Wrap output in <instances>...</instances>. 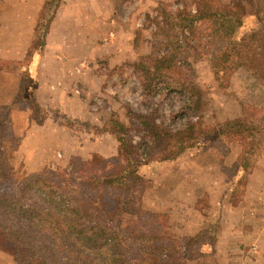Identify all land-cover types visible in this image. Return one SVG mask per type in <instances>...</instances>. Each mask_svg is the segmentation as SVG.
Listing matches in <instances>:
<instances>
[{
  "label": "trees",
  "instance_id": "1",
  "mask_svg": "<svg viewBox=\"0 0 264 264\" xmlns=\"http://www.w3.org/2000/svg\"><path fill=\"white\" fill-rule=\"evenodd\" d=\"M62 1L45 0L29 61L0 60V71L21 74L14 104L26 101L38 126L48 120V112L38 102L33 72ZM193 1L195 11L188 4L175 11L167 3L158 6L155 36L163 42L134 66L147 96L160 90L191 95L195 70L181 56L197 50L189 43L204 29L224 42L214 60L218 79L230 66L264 77V0ZM245 2L251 4L249 13ZM239 107L233 117L213 124L200 117L181 129L158 122L155 111L138 114L128 109V123L114 115L104 129L120 144L119 157H72L66 167L24 175L17 156L21 139L12 128L13 105H0V250L10 252L15 264H187L201 253L198 240L171 237L166 216L142 209L148 189L142 170L150 161L172 163L192 150L214 148V180L225 182L223 201L240 200L248 176L264 158V107L251 96ZM131 130L140 134L139 144H133ZM233 140L242 148L238 158L226 147ZM214 219L222 224L221 213Z\"/></svg>",
  "mask_w": 264,
  "mask_h": 264
},
{
  "label": "rangeland",
  "instance_id": "2",
  "mask_svg": "<svg viewBox=\"0 0 264 264\" xmlns=\"http://www.w3.org/2000/svg\"><path fill=\"white\" fill-rule=\"evenodd\" d=\"M9 1L17 2V6H19L26 0H3V6L0 8V29L2 28L4 32V48L10 45L17 47L22 37L18 31L11 32L7 26L2 25L1 16L13 6ZM109 1H112V4L108 3L106 9L108 14H112L110 20H115L113 26L117 31L103 24L100 31L104 32L101 37L99 36L103 40L96 41L97 35L94 32L99 30V27L98 21L93 20L90 22L91 29L89 31V33L91 32L89 35L91 42L80 41L81 33H74L73 36L76 37V40L73 41L72 48L68 50L70 61L77 74L79 68H84L83 71L86 74L89 72L94 79L96 76L97 80H100V84H93L94 90L97 91L90 101L91 109L93 113H97L98 121L91 123L72 120L58 110L44 108L48 112V120L45 124L49 121L51 124H56L53 126L74 131L80 145H88L99 137V146L94 150L87 147L86 151L89 156L72 155L65 158L60 155L63 151L57 144L48 146L46 143L42 144L43 140L41 139L37 143L38 139H36L30 146H26L25 151H20L19 148L17 152L18 164L24 175L66 167L72 157H81L86 161L119 157L121 154L120 144L115 136L105 133L104 129L114 115H117L119 120L128 123L126 118L128 109L138 114L155 111L158 122H163L171 129H181L190 121L197 122L200 117L208 124H213L219 118L233 117L240 112L239 102L247 100L249 96L255 104L264 107V77L258 76L259 74L258 77L256 74L255 77H252L253 73L248 69H234L232 66L223 70L219 79L214 75V60L218 51L224 47V42L215 40L207 29L198 34L199 39L189 43L192 48L197 50H190V54L183 52L181 56L182 62L184 58L188 59L195 70L194 83L192 87L190 86L191 95L186 92L167 95L165 91L160 90L154 97L147 96L134 66L142 58L149 57L154 53L156 43L163 42L162 38L157 37L156 39L155 36L157 30L155 18L158 6L161 3H167L171 6V10L175 11L188 4L192 11H195L194 1L186 0V3L183 0ZM244 7L246 13L252 10L250 2H245ZM35 29L30 49L24 60L2 58L0 60L22 63L29 61L28 55L33 49ZM118 31L120 35H124L121 41L119 38L117 39ZM107 39L114 41L113 52L119 54L121 51L129 50V52L136 53L137 58L132 62L126 61L115 65L110 61V57H105L106 54H110V50L107 53L99 52L97 55L98 43L106 44ZM127 43H133V46L130 48ZM46 48L47 38L46 47L36 67V74L33 72L38 81L36 93L40 85L39 68ZM161 50L162 53L165 48ZM156 52L158 53V49ZM96 55L99 59L96 58ZM82 58H85V67L80 65L84 63H80ZM0 73L14 74L18 79L17 92L13 102L8 105L0 103V105H13L12 128L15 136L21 139L22 145L23 135L26 131L31 126H41L32 121L31 111L26 101L14 104L20 92L21 74L16 71H0ZM5 81L8 82L6 79L0 80V84H4ZM75 89L80 91L82 98L86 97L85 89L79 87ZM0 92L3 94L5 91L0 89ZM129 136L132 138L133 144L141 142V136L135 130H131ZM226 147L235 158L240 156L242 148L238 140H233ZM214 153V148L208 150L199 148L172 163L148 162L142 170L148 184V189L142 197V209L148 213L166 216L168 226L166 231L171 237L198 240L196 249L201 253L200 255L196 254L187 264H264V261L260 259L261 256H264V158L248 176L243 197L238 201L228 203L223 201L222 197L225 182L214 180L217 177L214 174V165L217 163L214 162ZM66 155L69 154L66 152ZM48 161L51 163L49 167L39 170L40 166H45ZM260 164L262 166L257 171L256 168ZM220 213L222 214V224L216 223L217 219H214V215L218 216ZM215 225L217 226L216 230ZM260 233L262 237L259 242ZM0 264H15L12 254L4 248L0 250Z\"/></svg>",
  "mask_w": 264,
  "mask_h": 264
},
{
  "label": "crops",
  "instance_id": "3",
  "mask_svg": "<svg viewBox=\"0 0 264 264\" xmlns=\"http://www.w3.org/2000/svg\"><path fill=\"white\" fill-rule=\"evenodd\" d=\"M9 2L13 6L1 16L2 25L7 26L8 30L11 32L18 31V33L22 34V37L20 44L17 47L10 45L8 47L5 46L4 48V32L1 28L0 58L24 60L30 49L32 36L44 0H26L21 2L19 6H17V2ZM108 3L112 4V1L63 0L47 37V48L39 68L40 85L37 91V98L39 104L43 108L47 110H58L68 119L72 120L76 119L91 123H96L98 121L97 113H93L90 101L97 91L94 90L93 84H100V80H97L98 78L96 76L94 79V77H92L93 75L89 72L86 74V72L83 71L84 68H79V73L77 74L70 61L71 58L70 55H68V50L72 48L73 41L76 40V37L73 36L74 33H81V36L79 37L80 41H86V43L91 42V39L89 40L91 32L89 33V31L91 29L90 22L93 20H95V22L98 21L97 24L99 27V30L94 32V34L97 35L96 41L103 40L102 38H99L104 32L100 31L103 24L110 29H116L115 26H113L115 20H110L112 14H108L106 9ZM128 35L126 36L129 37ZM123 36L120 35L119 31L117 32V39L119 38L120 41L123 39ZM127 44L130 48L133 46V43ZM112 47H114V41L107 39L106 44L100 45L98 43L96 54L98 55L99 52L103 53V51L104 53H107V51L110 50V54H106L105 57H110V61L112 63L114 62L115 65H119L126 61L132 62L137 58V54L129 52V50H125V52L121 51V53L119 52V54H117V52H113ZM65 59H67V61H65ZM80 60H82L80 62L82 63L85 61V58ZM84 74L85 76H83ZM2 79H6L8 82L5 81L4 84H0V89L3 92L5 91L3 94L0 92V103L8 105L13 102L16 95L18 79L14 74L0 73V80ZM76 87L86 90L85 98L81 97V93L77 92V89H75ZM53 125L56 124H51L48 121V123L41 127L29 126L30 128L26 131L25 135H23L24 139L22 140L20 151H25L24 149L26 146H30L36 139H38L37 143L41 139L43 140L42 144L46 143L48 146L57 144L63 151L60 155L65 158L72 155L81 157L89 156L86 151L87 147L94 150L99 146V137L96 138L95 142H90L88 145H80L74 131ZM66 152L69 155H66ZM50 164L49 161L46 162L45 166H40L39 170H42L47 166L49 167ZM261 166L262 165L260 164L256 170L261 168ZM261 237L262 235L260 233L259 242ZM261 249L263 251L262 246ZM260 259L264 261V256H261Z\"/></svg>",
  "mask_w": 264,
  "mask_h": 264
},
{
  "label": "built area",
  "instance_id": "4",
  "mask_svg": "<svg viewBox=\"0 0 264 264\" xmlns=\"http://www.w3.org/2000/svg\"><path fill=\"white\" fill-rule=\"evenodd\" d=\"M85 66H86V64H85V63H82V64H81V67H85ZM77 92H78V93H80V91H79V90H77Z\"/></svg>",
  "mask_w": 264,
  "mask_h": 264
}]
</instances>
